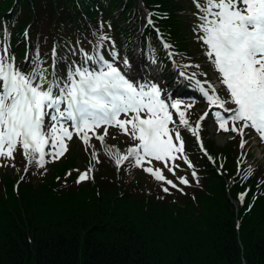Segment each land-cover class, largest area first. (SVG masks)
<instances>
[{"label":"trees","instance_id":"16d2710c","mask_svg":"<svg viewBox=\"0 0 264 264\" xmlns=\"http://www.w3.org/2000/svg\"><path fill=\"white\" fill-rule=\"evenodd\" d=\"M137 1L0 0V12L6 16L5 20L0 18V26H5V21L14 26L29 24L27 38H18L20 28H16L8 32L9 41L21 49L24 39L30 40L36 55L54 49L52 67L62 79L67 80L76 67L90 71L99 54L111 57L114 50L126 56L121 63L128 74L134 38L141 31L130 20L142 12ZM142 1L156 16L140 36L145 51L162 53L160 35L165 38L170 30L177 47L207 69L206 50L196 42L201 15L196 0ZM168 1L174 8L166 13L161 6ZM99 12L103 18L97 27ZM113 12L120 14L115 18ZM106 25L113 44L107 38L100 39ZM88 37L92 38L91 50ZM162 61L171 67L168 60ZM36 65L42 67L41 62ZM27 66L29 71L32 65ZM127 76L134 80L140 77ZM163 77L175 86L173 74L168 77L164 73ZM225 133L233 136L223 146L214 140L206 144L217 151L208 149L214 164L194 139L196 156L192 160L196 167L183 168L188 184L182 187L189 193L182 197L169 190L162 194L161 182L140 169L136 177L144 179L147 187L141 191L132 185L130 192L120 190V182L125 183L128 173H116V158L100 150L93 173L76 189L60 191L51 187L52 181L37 186L22 181L15 190L16 180L6 176L0 182V264H264V169L244 164L236 175L235 161L242 150L239 135ZM250 157L248 150L244 161ZM75 159L73 154L60 163L70 165ZM64 169L61 166L60 173ZM232 177L233 181L229 179ZM248 185V192L235 206L228 197L236 199L237 192Z\"/></svg>","mask_w":264,"mask_h":264},{"label":"snow or ice","instance_id":"6c2138e0","mask_svg":"<svg viewBox=\"0 0 264 264\" xmlns=\"http://www.w3.org/2000/svg\"><path fill=\"white\" fill-rule=\"evenodd\" d=\"M196 6L201 12L197 27L203 33L199 38L235 106L228 110L232 113L228 118L216 113L220 130L236 132L243 138L244 130L251 128L264 141V0H204L203 4L196 0ZM105 68L96 72L76 67L67 80L53 76L49 81L39 66L32 75L25 76L15 68L7 49L0 48V157L14 158L19 147L26 161L43 167L45 155L54 159L64 155L65 140H71L74 134L91 147L88 132L104 125L117 127L138 142L127 148L126 155L115 159L117 168L130 158L137 167L146 158L176 159L175 153L183 155V140L178 128H169L174 123L169 108L177 110L179 123L189 127L199 139L200 122L207 113L194 129L190 128L185 111L179 110L180 103L167 104L155 85L136 87L111 64H105ZM209 87L211 94L203 92L208 105L224 108L229 101L222 100ZM121 115L127 119H120ZM46 119L51 122L50 127ZM69 122L74 132L69 131ZM229 122L232 127H227ZM173 133L178 143L173 142ZM106 135L107 127L104 135H97L96 139L103 144ZM245 143L241 139L240 146ZM46 148L50 151L45 152ZM185 163L191 167L186 157ZM92 170L80 174L77 183L87 179ZM144 171L157 181L176 187L165 180L159 169ZM192 175L195 177L196 173ZM179 182L188 184L183 177Z\"/></svg>","mask_w":264,"mask_h":264},{"label":"rangeland","instance_id":"374dc122","mask_svg":"<svg viewBox=\"0 0 264 264\" xmlns=\"http://www.w3.org/2000/svg\"><path fill=\"white\" fill-rule=\"evenodd\" d=\"M137 2L138 7L142 9V12H140V14H134V16L130 18V20L132 25L134 27L135 25L138 26L141 31L136 32V36L134 38V48L132 49L131 56H129L130 66L127 71L128 74H125L126 72L124 71L121 63V59H124L126 56L122 57L120 52L117 50H114L115 53L111 57L105 56L109 54H99L97 62H95L94 64H90V71L99 72L101 70H107L105 68V64H111L125 77V79H127L130 83H133V85L136 87L144 85H155L160 90L161 99L164 100L167 104L171 105L176 102L180 103L179 110L185 111V116L186 119L189 121L190 128L194 129L199 118L205 113H207L205 119L200 122V127L198 130V139L197 135H194L193 132L189 130V127H185L179 123V116L177 114V110L169 108V111L172 114V120L174 121V123L169 124V128L173 130L177 128L179 129L180 136L183 140L182 156L179 153H175L174 155L177 157L176 159H166L165 161H156L151 158H146L144 161H142L141 166L139 167L135 165V160L130 158L129 160L123 161L119 168H117V166L115 167L116 173L120 172L123 175L128 173L125 183L120 182V190L126 189L127 192H130V190L132 189L128 187L132 185L139 186L138 189L141 188V191L144 190L143 187L146 188L147 183L144 179L139 180L136 177L137 173L139 172L138 169L144 171L145 168H152L153 170L159 169L161 174L165 177V180H170L173 182V184L176 185V187H172L171 185L160 181L162 188H167L170 193H175L176 195L182 197L183 195L189 193L187 191V188H185L186 190H183V184L179 182L180 177L185 178L182 175L183 168L189 170L194 168V166L196 167L194 162L195 160H192V156H196L194 148V139L198 148L214 164L215 158L208 151L209 147H207L206 144H208L209 141L214 140L216 145L223 146L225 143L229 142L228 139L233 136L231 135V133L220 132L222 130H220V128L218 127L219 123L214 118H216L217 112H219L221 115L222 110H224L223 112L225 114L221 116H230L232 113L228 110L234 109L235 106L230 102L229 93L226 87L222 84L221 77L214 68L212 60H207V69H205L203 67V64H200L197 58L190 57L188 55V52L181 51L177 47L176 43L171 39L170 30L167 32V34H165V38L160 35L159 41L162 53L159 54L156 51H150L149 49L146 52L144 46H140L139 39L141 33H143L148 26H151L153 19L156 16H153V12H151V10H148V7H144V1L138 0ZM151 7L153 9L156 8L155 5H152ZM161 7L164 8L166 13H169L171 10H173L174 5L171 1H168L165 5H162ZM11 8L8 9L6 13H10ZM123 10L124 7H122V11ZM4 13L5 12H0V18L3 20L6 19V16L3 15ZM113 14L115 15V18H117L120 13L113 12ZM102 18L103 13L99 12L98 16L96 17L97 27L102 24ZM197 22L201 23L200 20ZM14 25L15 23L12 25H8L5 21V26L3 23L0 26V48L7 49L8 55L14 60L15 68L21 71L25 76H30L39 66L36 65V63L41 62L42 67H39L44 70V75L48 78L49 81L53 79V76H55L57 79H62V77H59L55 73V69L52 67L55 62L54 49L53 52H51L50 47L49 50L47 49L39 51L38 55H36L37 53L33 52L31 49V41L26 40L27 37L25 36L27 35L26 32H29V24H24L22 26ZM53 26L54 25H52L47 30H51ZM195 26L197 25L195 24ZM16 28H20L18 38H20L21 36L26 37L24 39L25 43L23 45V48L21 49H19L18 46L15 45L14 41H9L8 39V32H14V29ZM35 29L36 28H34L33 30ZM102 31L103 33H101V37L105 36L113 44V39L107 36V34H109L111 31L110 27L106 25ZM202 35L203 33L201 31L199 33H196V42L198 44L202 43V48H205L206 50V45L199 38ZM87 39L89 45L88 48L89 50H91L93 48L92 38L88 37ZM181 54L183 57H181L182 59L178 60L177 56ZM207 58L209 57L207 56ZM162 59L168 60L172 68L165 67V64L163 63ZM85 62L86 60L82 61V63ZM145 63H148V65H145ZM27 64L32 65L29 71H27ZM144 66L146 67L147 71H145ZM47 70H49L48 73ZM164 73L165 76L168 77L173 74L175 85L182 82L187 83L190 86L191 90L193 89V93H191L188 98L174 97L176 94L173 95L170 93L171 87L167 84V78L164 79ZM129 74L132 76L138 75L140 77L139 79L134 80L132 77L127 76ZM63 80L65 79L63 78ZM37 82H39L38 79ZM209 86L215 89L216 95H218L222 100L229 101L225 104L224 108L216 106L213 113L214 116L212 118L210 117V115L213 109L211 108V106L208 105L206 98L203 95V92H205V90L208 91L209 94H211V89ZM44 87L47 88V84H45ZM185 106L190 107H188L186 110ZM228 112L229 114H226ZM120 119H127V117L121 115ZM46 124L48 127L51 126V122L47 119ZM232 126L233 125L231 124V122H229V124L227 125V127ZM68 127L69 131L74 132V130L70 126V122ZM105 127H107V135L104 138V143L101 144V142L96 139V136L104 135ZM234 133L236 132H233V134ZM88 135L91 137L89 141L91 147H86L80 137L74 134L71 140H65L67 151L64 153V155L60 156L58 159H54L49 155H45L43 167H39L35 163V161H33L32 163L26 161L22 154V149L18 147L17 150L13 153L14 158L8 159L6 157H0V182H4L6 180L5 177L9 176L10 178L13 177L12 179L16 180L14 187L15 190L17 189L18 183L22 181L31 182V184H33L34 186L44 184L48 181H52L51 187H57V189H60V191H68L70 188L76 189L85 181L84 180L80 183H77L78 176L82 173L88 172L89 168H92L94 170V161L96 159V153L98 150L104 152L110 158H118L119 155L127 154V148L135 146L138 143L137 141L132 140L128 135L123 134L120 129L113 126L102 125L99 128L89 131ZM241 139L246 142L244 147L240 146ZM238 141L239 146L242 150L240 151L239 156L235 161V167L237 172H235L236 175L242 172V167L244 164L250 166L251 164L257 165L258 168L264 169V141H261L259 135L253 129L246 128L244 130L243 138L239 135ZM173 142L178 143L174 139V133ZM109 150H111V154H109ZM209 150L217 152L216 150ZM248 150L251 153V157L249 161H244L246 160ZM48 151H50V149L46 148L45 152ZM93 153H95V159H93ZM73 154L76 155L75 163L73 162L70 165L60 163L63 162V160H65L68 156H71ZM185 157L187 161L190 162L191 167L188 166V163H185ZM61 166H64L65 169L60 173ZM169 168H171L172 171H169ZM93 170L90 173H93ZM218 171L221 172L220 169H218ZM90 173H88V176L90 175ZM135 178L137 180H135ZM233 178L234 177L229 179L233 181ZM153 186H155V184ZM226 186L228 187V183L226 184ZM162 188H160L159 191L163 194L165 193V191ZM248 190L249 185L246 188L237 192L236 199L230 197L229 200L233 202L235 206H237L238 202H241L242 200L241 196L244 197V194L246 195ZM2 192V185L0 184V194H2ZM250 206L251 203L248 204V208H250ZM235 220L237 221L236 228L238 229L240 222L239 219L237 220V218ZM243 264H245V262Z\"/></svg>","mask_w":264,"mask_h":264},{"label":"bare ground","instance_id":"6f19581e","mask_svg":"<svg viewBox=\"0 0 264 264\" xmlns=\"http://www.w3.org/2000/svg\"><path fill=\"white\" fill-rule=\"evenodd\" d=\"M140 41V46L142 45V41L141 39H139ZM135 46V45H134ZM135 50V49H134ZM150 62V61H149ZM145 65H148V63H145ZM167 84L171 86V79L167 80ZM187 87H181L180 85H175L174 87H172L170 90V93L173 94L175 93L176 95L178 96H186V95H189L190 93H193V89L190 91V90H187V92L185 91Z\"/></svg>","mask_w":264,"mask_h":264},{"label":"water","instance_id":"95a60500","mask_svg":"<svg viewBox=\"0 0 264 264\" xmlns=\"http://www.w3.org/2000/svg\"><path fill=\"white\" fill-rule=\"evenodd\" d=\"M230 199V197H228Z\"/></svg>","mask_w":264,"mask_h":264}]
</instances>
